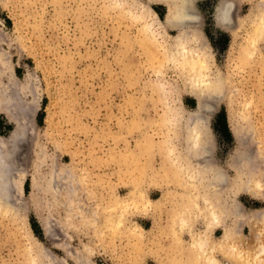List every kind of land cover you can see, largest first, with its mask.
Returning a JSON list of instances; mask_svg holds the SVG:
<instances>
[{"label": "rangeland", "instance_id": "obj_1", "mask_svg": "<svg viewBox=\"0 0 264 264\" xmlns=\"http://www.w3.org/2000/svg\"><path fill=\"white\" fill-rule=\"evenodd\" d=\"M144 1L0 0V50L8 58L0 89L18 100L15 107L28 108L31 122L19 135L23 139L5 144L18 175L11 177L10 211L0 210V264H24L32 239L39 244L34 251L41 255L40 264L184 263L186 257L168 224L173 206L170 192L180 197L183 186L172 174L160 175L170 173L171 159L184 154L178 132L184 121L172 123L166 115L181 101L185 113L195 109L196 99L183 69L166 58L177 30L162 22L165 5L151 2L157 18H143L154 21L158 43L142 39L144 20L136 14ZM220 1L193 0L192 5L199 14L194 25L211 46L214 68L226 77L224 95L206 115L214 138L212 158L226 176L220 190L227 193L231 181L248 172L262 179L264 188V38L249 55V23L234 29L219 25L215 12ZM234 2L237 19L264 7V0ZM232 116L234 125L246 134L243 141L231 128ZM30 125L34 127L29 131ZM13 130L14 123L0 110V135L9 136ZM242 150L249 160L236 162ZM192 161L195 165L198 159ZM209 189L213 196V185ZM133 197L151 198L154 203L139 208ZM237 197L247 208L264 205V200L243 190ZM116 198L129 205L121 228L109 222L108 206ZM229 217L227 223L236 228L239 245L246 247L250 225H234ZM194 225L200 228L203 222L196 220ZM215 234L220 235L221 228ZM181 237L189 238L187 232ZM86 244L90 245L87 258ZM218 257L232 264L226 256Z\"/></svg>", "mask_w": 264, "mask_h": 264}, {"label": "bare ground", "instance_id": "obj_2", "mask_svg": "<svg viewBox=\"0 0 264 264\" xmlns=\"http://www.w3.org/2000/svg\"><path fill=\"white\" fill-rule=\"evenodd\" d=\"M192 1L193 0H146L142 2L140 5L141 6L140 13L138 12L139 14L138 13L136 14L138 18L139 17H141L142 19L145 18V20H147L146 18L148 15H152L153 17L157 18V14L152 8L150 3L158 2L166 6L167 12L165 15V19L162 22L165 23L166 26L172 27L173 29L175 28L177 30L176 33L172 35L171 49H169V47L166 48L167 49V51H165L166 58H167V61H172L174 62V64L176 63L178 66H180L183 69L184 74H185L184 79L187 82V85L189 87L191 94L196 99L195 109L186 111L185 113V107L181 103L182 102L181 101L180 103H178L176 107H173L174 105H176L174 103V105L172 106L173 108H170L168 111V115H166L167 116L166 119L169 120L170 122L173 121L174 123H178V121L181 119L184 121L183 128L180 129L181 131L178 130V132L181 133V137H182L181 140L183 142L184 154L182 155V157H179L178 155L177 157H173L171 159L173 160V163H172L171 169L169 170L170 173L166 171L167 173L165 172L162 175H160L163 178L169 174H172L173 177H177L179 182L181 181L182 186H183V190L179 193L180 197H178V195L176 196L174 192H170L171 201H173L172 202L173 206H171V209H170L171 212L169 213V216H168L169 217L168 224L173 229L172 236H173L174 241L180 245V248L182 249L181 252L186 257L185 260L182 261L184 262L183 264H224L219 259L218 254L226 256L232 262V264H264V205L247 208L243 205V203L237 197L239 190H243L255 198L264 200V188H263V185L260 183L262 179L259 181V179L255 177V175H252L250 172H248L245 177H241V179L239 180L231 181V184L229 186L230 188L229 192L224 193L220 190L221 189L220 185L223 182L225 185L226 176L224 172L221 170V168L215 163L214 159L212 158L213 150H214V138H213V132L211 131V128L207 121L208 117L206 115V112H212L214 110L215 104L220 99V97L224 95L225 93L227 83H226V77L220 71H217L214 68L215 66L214 55H213V51L211 50V46L208 43V40L204 37L201 31L194 25V23H196L199 20V14L193 7ZM121 4H124V3H121ZM128 4H131V3H128ZM122 6L123 5H121V7ZM234 9H235L234 0L220 1V3L216 7L215 20L219 25L228 26L230 28L233 27V29L234 27L241 26L243 23L248 22L250 27H249V31L247 34V43H248V46L251 48L250 51L248 50L249 55H251V53L255 49H257L256 47L258 45L259 40L264 38V7L258 8V10L248 14L245 18H242V19L235 18ZM131 14L133 16V13ZM145 20L142 26V33H143L142 39H148L150 41H154L155 43L156 42L158 43L156 36L154 35V30L152 29V25L154 21L153 23H151L150 21H145ZM160 32L161 31H159V33ZM1 36L2 35L0 34V39H1ZM162 41L166 42L164 40ZM163 42H161L160 44H162ZM5 52L6 51L0 52V77L4 74L5 71H7V66H8L7 59L8 58L6 57ZM251 57L252 56H250V58ZM251 59L252 61H254L253 58ZM247 60L249 59L247 58ZM247 62L248 61H246V63ZM160 73H162V71ZM157 87L160 88V86H157ZM169 95H170V92H169ZM169 95H166V96H169ZM179 99L180 98H178L177 100ZM228 103H229V106L233 103L232 98L229 97ZM15 104L16 105L18 104V100H16L13 95L8 94V92H5L4 90L0 89V110L4 112L8 120L13 122L15 125V130H13L9 136L0 135V210H3L4 208H7V207H8L7 210H9L8 205L11 206V203L13 202L12 201L11 203H9L10 199L13 200V198H11L13 197L11 195V193L13 192V189L11 187L12 179L16 175H18L16 173H13L12 168L16 166L15 165L13 166V164H10V161L8 159V157L11 158L13 154H10V152L8 154L5 153V149L7 150V147H5L6 146L5 144H6V141L8 140L11 141L10 139L13 140L15 138H20L19 136L20 133L24 132L28 128L27 125H28L29 115H30V114L28 115V112H29L27 111L28 108L26 109L22 107V110H21L20 109L21 107L20 106L15 107L16 106ZM24 106L26 105L24 104ZM246 113L243 115H246ZM29 124H31L30 121H29ZM30 127H29V131L34 126L30 125ZM231 128L233 132L235 133V135L237 136V138L240 139V141H243L246 138L245 132L243 133L242 130H238V128L234 125L233 116L231 117ZM166 134L168 133L166 132ZM20 139H23V138H20ZM254 149L256 150V148H253V150ZM9 154L11 156H9ZM181 158H182V161H181ZM193 159H198L197 164L195 165L193 164V161H192ZM10 160L12 161V158ZM236 160H237L236 162L241 163V161H244V160H246L247 162L249 158L245 154L244 150H242L237 154ZM14 162L12 161L11 163H14ZM22 165H25V164H22ZM17 167L18 168L16 169L18 170L19 166ZM256 171L259 172L258 175L261 172L259 170H256ZM207 173H210V174H207ZM14 174L15 176H12ZM56 177H58V175ZM155 181L162 182L164 180L156 179ZM50 183H51V180H50ZM210 185H213V189H214L213 196L210 194L211 191H209ZM50 186L52 188V185ZM55 187L57 188V186ZM41 190H43V188ZM135 192L134 194H137ZM136 198L137 197H133L134 199L133 201L135 205L137 206L140 205L139 208L140 207L144 208L147 203L148 204L154 203V200L151 198H145L146 200L143 199L142 201H139V200L137 201ZM178 198H180L181 200H178ZM99 205L101 206V204ZM128 206L129 205H127V203H123L121 200H118L117 198L112 205L108 206L109 207L108 210L111 213V217H109V222H111L112 225H114V227L116 226L118 228H121L120 225L125 221V219L123 218L124 210ZM228 217L231 218V221L233 223L235 222L239 224L250 225L251 237L246 247H241L239 245L238 238L235 236V235H238V233L235 234L236 232L234 230L236 228H234L233 225H229L227 223ZM40 219L43 225V229L48 233L49 227L45 224L42 216L40 217ZM196 220H202L203 225L200 228L195 227L194 223ZM258 220H260L261 223H258ZM80 223L82 222L80 221ZM129 226L133 227V225L131 224ZM72 227L75 228V226H72ZM94 228L95 227H93V229ZM218 228H221L220 235L215 234V231ZM140 230H142L141 227H140ZM182 232L188 233L189 238L187 240L183 241L181 237ZM38 246L39 244L34 239H32L31 245L29 246V250H28V257L23 262L24 264H40L41 263L40 253H38L37 251H34L38 248ZM89 248H90V245L88 244L84 245V250H85L84 256L86 258L90 254ZM173 250H170V252ZM176 252H177V249H176ZM80 258H82V256ZM6 263L8 262H5V263L3 262V264H6ZM173 264H177V262H173Z\"/></svg>", "mask_w": 264, "mask_h": 264}]
</instances>
